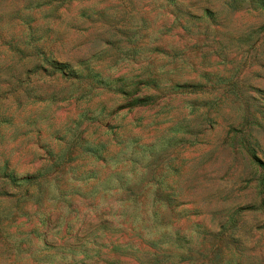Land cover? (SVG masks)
Listing matches in <instances>:
<instances>
[{"label": "rangeland", "instance_id": "374dc122", "mask_svg": "<svg viewBox=\"0 0 264 264\" xmlns=\"http://www.w3.org/2000/svg\"><path fill=\"white\" fill-rule=\"evenodd\" d=\"M262 2L0 0V264H264Z\"/></svg>", "mask_w": 264, "mask_h": 264}, {"label": "trees", "instance_id": "16d2710c", "mask_svg": "<svg viewBox=\"0 0 264 264\" xmlns=\"http://www.w3.org/2000/svg\"><path fill=\"white\" fill-rule=\"evenodd\" d=\"M263 2H262V6H264V0H262ZM58 66H63V65H60V63H59V65ZM56 68H59V67H56ZM260 185L262 186V189H264V182H260Z\"/></svg>", "mask_w": 264, "mask_h": 264}]
</instances>
